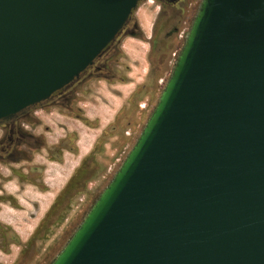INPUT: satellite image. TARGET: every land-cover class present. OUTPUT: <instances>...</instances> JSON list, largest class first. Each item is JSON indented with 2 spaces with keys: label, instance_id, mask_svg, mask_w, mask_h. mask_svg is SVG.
I'll use <instances>...</instances> for the list:
<instances>
[{
  "label": "water",
  "instance_id": "1",
  "mask_svg": "<svg viewBox=\"0 0 264 264\" xmlns=\"http://www.w3.org/2000/svg\"><path fill=\"white\" fill-rule=\"evenodd\" d=\"M142 0H0V124L78 79ZM50 264H264V0H200L144 127Z\"/></svg>",
  "mask_w": 264,
  "mask_h": 264
},
{
  "label": "flooded vegetation",
  "instance_id": "2",
  "mask_svg": "<svg viewBox=\"0 0 264 264\" xmlns=\"http://www.w3.org/2000/svg\"><path fill=\"white\" fill-rule=\"evenodd\" d=\"M190 1L193 0H153L158 11L151 35L143 36L138 24L131 20L115 42L123 33H127L124 38L145 41L155 55V69H160L163 60L170 57L167 46L177 35ZM159 20L167 25L161 35L156 31ZM184 33L181 31L179 38ZM115 42L71 84L42 104L0 124V264H47L48 245L71 228L68 225L76 221L79 206L91 199L96 181L101 184L106 180L101 176L102 167L95 164L99 140L82 153L79 133L72 126L81 124L93 129L100 123L85 105L80 106V101L88 95L91 79H116L117 74L103 67ZM117 114L110 124L118 120ZM43 199L51 200L44 203Z\"/></svg>",
  "mask_w": 264,
  "mask_h": 264
},
{
  "label": "rangeland",
  "instance_id": "3",
  "mask_svg": "<svg viewBox=\"0 0 264 264\" xmlns=\"http://www.w3.org/2000/svg\"><path fill=\"white\" fill-rule=\"evenodd\" d=\"M152 1L153 0L142 1L138 6L139 9L134 12L132 17V23H137V19L140 23V27L144 29V31L148 32L147 36L151 35L154 18L156 17V13L158 11L154 8V2ZM199 2L200 0L190 1L189 7L187 6L184 10L182 25L178 27L177 35L174 36L167 46V50L170 52V57L163 60L162 64H160V69H155V63L153 62V56L155 55L150 52L151 49L148 44L144 45L136 40H126L123 44L128 54H125L121 49V44L127 33H123L122 37L115 42L113 50L111 51L110 59L107 63H104L103 66L106 70L110 69L117 74L115 79L116 81H107L102 78L95 77L96 79L93 78L88 82V85H90L88 87L89 90L86 92L88 95H85V98H81L80 106L85 105L87 110H90L93 119H95L98 115L101 116L99 117L100 123L93 129L90 126L84 127L81 124H78V126L73 125L72 129L79 133L81 139L80 147L83 149L82 153L89 150L94 141L97 142L99 140L97 145L98 151L95 155V164L96 167H102L104 173H102L103 175L101 176H105L106 180H104L101 184H97L96 181L92 188L93 195L86 203L81 204L79 199H76L78 203L81 204L78 208L77 219L76 221L74 219L73 223L68 225L71 228L67 232H61V234H58L57 238H55V240L53 239L55 242L53 241L48 245L47 264H50L53 261L56 255L66 244L93 202L107 186L138 138L170 76L172 67L183 45V41L195 15ZM166 30L167 25H164V20L162 22L159 20L156 26L157 34L161 35ZM183 30H185V33L182 38H179V35ZM133 77H136L134 78L135 82H140L141 80L146 79V82L143 84L145 88H143V85L142 87L138 86L134 95H131L130 98L124 100L122 103H116V101H114L115 99L108 97V93L106 91L107 89L110 90L109 84H123L127 81V79L129 80V78L131 79ZM123 78L126 79L125 82L120 80ZM160 80L162 83L159 84ZM125 88L128 92L131 88H133V85H128ZM93 96H96L97 98H93ZM91 101L94 102V105L90 103ZM139 104H146V108L141 109ZM141 110L143 112H140ZM116 113H118L117 115L119 116L118 120L115 123L110 124L112 123L113 117ZM52 117L57 116L53 115ZM111 127H116L119 131H115ZM124 132L129 134L125 136ZM59 133L62 134V132H58V134ZM116 159H118V161ZM101 176L99 178H101ZM50 200L51 199H43L42 201L47 203ZM69 223L70 222H68V224ZM52 245L53 248L51 249Z\"/></svg>",
  "mask_w": 264,
  "mask_h": 264
},
{
  "label": "crops",
  "instance_id": "4",
  "mask_svg": "<svg viewBox=\"0 0 264 264\" xmlns=\"http://www.w3.org/2000/svg\"><path fill=\"white\" fill-rule=\"evenodd\" d=\"M138 9H139V7H138ZM136 21H137L138 27L140 28V31H142V34L145 37H147L148 32L144 31V29H142L140 27V23L137 19H136ZM126 40H136V41L140 42L141 44H144V45L146 44L145 41L137 39V38H133V37L124 38L122 41V44H121V49L125 54H128L126 52L124 44H123ZM134 78H136V77H133L131 79L129 78V80L127 79V81L123 84L109 85L110 90L107 89V91H106L108 93V97L115 99L114 101H116V103L117 102L122 103L124 100H127L132 95V93L136 90V88L138 86H142L146 82V79L141 80L140 82H135ZM128 85H133V88H131L130 91L127 92V89L125 87H127ZM93 98H97V97L93 96ZM110 100H109V102H110ZM90 103L94 105L93 101H91ZM97 117H101V116L98 115Z\"/></svg>",
  "mask_w": 264,
  "mask_h": 264
},
{
  "label": "built area",
  "instance_id": "5",
  "mask_svg": "<svg viewBox=\"0 0 264 264\" xmlns=\"http://www.w3.org/2000/svg\"><path fill=\"white\" fill-rule=\"evenodd\" d=\"M160 83H162V81H160ZM140 108L141 109H144V105H140Z\"/></svg>",
  "mask_w": 264,
  "mask_h": 264
}]
</instances>
